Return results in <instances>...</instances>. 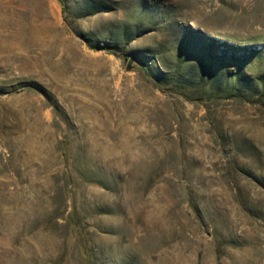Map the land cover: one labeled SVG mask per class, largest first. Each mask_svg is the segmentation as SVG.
I'll return each mask as SVG.
<instances>
[{"label":"rangeland","instance_id":"374dc122","mask_svg":"<svg viewBox=\"0 0 264 264\" xmlns=\"http://www.w3.org/2000/svg\"><path fill=\"white\" fill-rule=\"evenodd\" d=\"M62 1L0 0V264H264V0Z\"/></svg>","mask_w":264,"mask_h":264},{"label":"bare ground","instance_id":"6f19581e","mask_svg":"<svg viewBox=\"0 0 264 264\" xmlns=\"http://www.w3.org/2000/svg\"><path fill=\"white\" fill-rule=\"evenodd\" d=\"M26 29V28H25ZM29 29H30V27H29ZM52 29V28H51ZM42 29H40L39 31H41ZM43 31V30H42ZM49 34V33H48ZM24 35V34H23ZM51 35V34H50ZM54 35V34H53ZM25 36V35H24ZM29 36V35H28ZM36 36V35H35ZM37 37V36H36ZM35 37V38H36ZM67 37V36H66ZM11 38V37H10ZM56 38V37H55ZM61 38V37H60ZM64 38V37H63ZM7 39V38H6ZM30 39V38H29ZM10 40V39H9ZM22 40H24V39H22ZM30 42H28V40L25 42V44H24V47L26 48V49H28V48H32V47H37V45H39V46H41V42L39 41H37V40H34V42H33V39H30L29 40ZM8 44L6 45V46H4V47H0V51L1 52H4V53H7V51L9 52L10 50H12L13 49V45L11 46V45H9V42H7ZM12 43V42H11ZM45 43L47 44L48 42H46L45 41ZM5 44V43H4ZM17 44V43H16ZM20 44V43H19ZM50 44V43H49ZM49 44H48V46H49ZM57 44H59V43H57ZM28 45V46H27ZM2 46V45H1ZM27 46V47H26ZM38 46V47H39ZM63 46V45H62ZM35 47V48H36ZM19 50V49H18ZM14 51V50H13ZM25 51V50H24ZM12 52V51H11ZM44 52V51H43ZM63 52V51H62ZM57 53V52H56ZM73 53H75V52H73ZM43 55V54H42ZM47 57V56H46ZM42 60V59H41ZM47 61V60H46ZM53 62V61H52ZM43 63V62H42ZM54 69V68H53Z\"/></svg>","mask_w":264,"mask_h":264},{"label":"trees","instance_id":"16d2710c","mask_svg":"<svg viewBox=\"0 0 264 264\" xmlns=\"http://www.w3.org/2000/svg\"><path fill=\"white\" fill-rule=\"evenodd\" d=\"M61 3H62L63 10H65L66 7L62 0H61Z\"/></svg>","mask_w":264,"mask_h":264}]
</instances>
